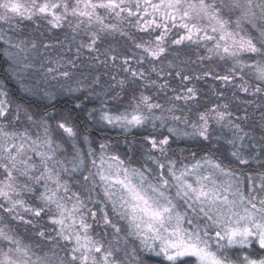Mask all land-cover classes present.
<instances>
[{"label":"snow or ice","instance_id":"6c2138e0","mask_svg":"<svg viewBox=\"0 0 264 264\" xmlns=\"http://www.w3.org/2000/svg\"><path fill=\"white\" fill-rule=\"evenodd\" d=\"M0 264H264V0H0Z\"/></svg>","mask_w":264,"mask_h":264}]
</instances>
